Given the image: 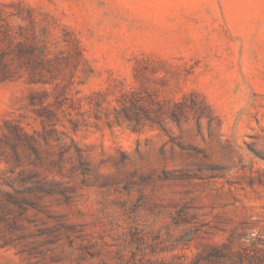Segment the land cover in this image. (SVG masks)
<instances>
[{"label":"rangeland","instance_id":"obj_1","mask_svg":"<svg viewBox=\"0 0 264 264\" xmlns=\"http://www.w3.org/2000/svg\"><path fill=\"white\" fill-rule=\"evenodd\" d=\"M0 264H264V0H0Z\"/></svg>","mask_w":264,"mask_h":264},{"label":"trees","instance_id":"obj_2","mask_svg":"<svg viewBox=\"0 0 264 264\" xmlns=\"http://www.w3.org/2000/svg\"><path fill=\"white\" fill-rule=\"evenodd\" d=\"M127 117L130 118L129 114H127ZM130 119H132V118H130ZM135 120H136V121H140V119H139V118H136V116H135ZM13 129L15 130L14 133H15L16 135H17V133L25 132L24 129H23L21 126H19V125H15ZM27 135H28V134H26V136H27Z\"/></svg>","mask_w":264,"mask_h":264}]
</instances>
